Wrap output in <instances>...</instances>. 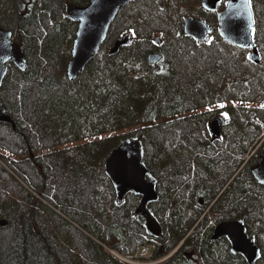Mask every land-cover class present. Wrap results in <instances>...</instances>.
Wrapping results in <instances>:
<instances>
[{"label":"trees","instance_id":"trees-1","mask_svg":"<svg viewBox=\"0 0 264 264\" xmlns=\"http://www.w3.org/2000/svg\"><path fill=\"white\" fill-rule=\"evenodd\" d=\"M88 2L0 0V26L15 27L27 65L20 71L10 63L0 89L12 121L0 124V220L7 222L0 228L10 233L0 264H126L109 252L116 249L157 260L191 231L200 241L194 229L200 215L206 223L245 215L247 225L257 226L264 264V186L252 180L253 165L242 170L253 148L264 146V0H251L259 65L248 50L225 42L216 23L207 42L184 35L186 17L210 23L201 0H132L92 61L69 81L76 24L66 4ZM127 34L130 43L110 56ZM152 52L162 55L158 72L146 60ZM225 103L230 107H213ZM215 117L226 119L217 140L208 131ZM127 139L140 142L157 183L159 199L149 211L161 226L158 236L134 214L140 198L129 193L117 205L104 174L106 158ZM207 232L205 261L237 264L224 240L210 242ZM146 244L151 256H138ZM156 264L193 262L180 250Z\"/></svg>","mask_w":264,"mask_h":264},{"label":"water","instance_id":"water-1","mask_svg":"<svg viewBox=\"0 0 264 264\" xmlns=\"http://www.w3.org/2000/svg\"><path fill=\"white\" fill-rule=\"evenodd\" d=\"M132 0H89L85 6L66 4V17L76 24V32L72 43L71 59L67 65V77L74 81L81 74L98 53L101 45L107 38L110 26L118 13ZM220 0H201V6L209 12L216 10ZM254 16L250 0H229L223 11L218 15V31L222 39L241 49L250 50L249 61L260 64V56L254 41ZM183 33L195 41L209 40L211 27L203 20L185 18ZM159 44L161 39L154 38ZM130 43L127 34L112 45L109 55H115L120 48ZM146 60L154 65L155 72L159 71L158 63L162 55L158 52L149 53ZM12 63L18 70L26 71L27 65L24 54L19 45L13 40L12 33L0 26V89L8 74V65ZM11 118L0 99V124L11 123ZM14 127V124H12ZM224 126L222 117H215L209 124V132L217 140ZM143 149L140 142L127 139L114 148L106 158L103 168L104 174L110 181L117 205H121L127 193L141 197L134 214L145 220L150 235L158 236L161 226L156 218L148 211L147 206L156 203L159 199L157 183L143 163ZM255 181L264 185V146L261 148L257 164L250 169ZM7 222L0 220V226L5 227ZM226 237L231 243V251L245 257L246 264H255L259 259V249L253 239L248 240L245 228L241 221L222 223L215 228L214 239Z\"/></svg>","mask_w":264,"mask_h":264},{"label":"flooded vegetation","instance_id":"flooded-vegetation-1","mask_svg":"<svg viewBox=\"0 0 264 264\" xmlns=\"http://www.w3.org/2000/svg\"><path fill=\"white\" fill-rule=\"evenodd\" d=\"M227 2L228 1H226V3ZM226 3H225V5H226ZM221 4H222V0H221V2L219 4L220 7L218 5L217 11H215V12H207V16L209 17V21H210V23L207 21V25L208 26H213L214 21L217 24L218 14L225 7L224 6L223 8H221ZM253 16H254V13H253ZM254 20H255V17H254ZM231 106H234V105L231 104ZM213 107L214 108L217 107L216 109H218V108H228V107H230V105L228 103H225V104H217V105H214ZM225 122H226V119H225ZM252 155L253 156H252V158L250 159L249 162H245V163L242 164V170L244 169V167L246 165H253V166H255L257 164V162L259 160V157H260V150H259V152L257 154L254 155V153H253ZM253 166H251V168ZM250 174H251V172H250ZM251 178H252V180L254 182H256L255 179L252 177V175H251ZM256 184H258V183L256 182ZM258 185H260V184H258ZM261 186H264V185H261ZM128 195H129V193L126 194V198L127 199H128ZM135 196H138V195H135ZM138 197L140 198L139 199V202H140L141 197L140 196H138ZM199 202L200 203H199V205L197 207L203 209V207L206 205V200H200ZM151 205L152 204H150V205L147 206L148 211L151 209ZM210 206H211V204H210ZM203 217L204 216L200 215L199 218H198V220L196 221V223L194 225V229H197L198 234H200V241L197 240V242H196L195 238L192 237V235H191V232H192L191 231L190 233H188L187 235H185L179 241V243L175 247V249L173 251H170L166 257H163V258H160V259H157V260H147L146 261L147 263H145V264L162 263L166 259H169L172 256H174L180 250H183V255L188 260L192 261L193 264H211L210 261L207 262L203 258V253H204V251H203V245H204V239L206 237V234H205V230L206 229L209 230V232H207L208 233V236H209L208 241L213 242V241H216V240H224V245H226L225 249L232 256V259L234 260V262H237V264H246L245 257L242 254H240V253L236 254V253H233L231 251V243H230V241L226 237H218L216 239L213 238L214 237L213 232H214V229L217 226H219L222 223H229V222H235V221H241L243 223L244 228H245V234L247 235L248 240L253 239L255 241V245L259 249V259L256 261L255 264H259V261L261 260V257L263 256V250H261V248H260V246H259V244H258V242L256 240L257 239V236L259 237V235H258L259 232L254 231L255 229L253 230V228H256L257 227L255 224H251L250 223L249 225H247V223L245 221V215H243L241 218H231V219H225V220H222L220 218L219 219H209L208 223L202 222L203 219H205V217L204 218ZM117 243H118V241L115 240L114 243H113V245L114 244H117ZM118 246H119V244H118ZM149 251H151V246L146 244V246L144 247V253L142 254V256L147 255ZM115 252H117L119 254H122L119 251H117V249L115 250ZM148 256H151V255L148 254ZM114 258L117 259L116 257H114ZM143 261H145V260H143Z\"/></svg>","mask_w":264,"mask_h":264},{"label":"rangeland","instance_id":"rangeland-1","mask_svg":"<svg viewBox=\"0 0 264 264\" xmlns=\"http://www.w3.org/2000/svg\"><path fill=\"white\" fill-rule=\"evenodd\" d=\"M71 4H73V3H71ZM203 10L206 12V15H207V12L208 11H206L204 8H203ZM207 18H209L208 16H207ZM201 20H203L205 23H207V20L206 19H201ZM214 23H216L215 21H214ZM213 23V24H214ZM218 25V21H217V24H216V26ZM23 27V26H22ZM3 28V27H2ZM5 30H8V31H10L11 33H14V32H16V30H14V32H13V29H15V27L14 26H12V27H10V28H4ZM15 34V33H14ZM12 37H13V34H12ZM159 37H161V36H159ZM130 39H131V37H130ZM161 39V38H160ZM255 40V39H254ZM161 41H162V39H161ZM258 52H259V50H258ZM259 56H260V53H259ZM260 58H261V56H260ZM253 64V63H252ZM253 65H255V64H253ZM0 134H5V131H4V129H0ZM260 146V143H258L254 148H253V152L258 148ZM262 146V145H261ZM262 148V147H261ZM261 148H260V150H261ZM0 164L1 165H3L2 164V160H1V158H0ZM7 169V168H6ZM8 170V169H7ZM240 170V169H239ZM10 173H11V171H10ZM12 174V173H11ZM50 228H51V230L55 233L56 231H55V229H54V227L52 226V225H50ZM10 237V233H9V231L8 230H6L5 228H0V245H2V243H6V241H8V238ZM111 254H112V256L113 257H116L117 259H122V261H124V262H126L127 264H145V263H147L146 261H143V260H140V259H138V258H136L135 256H134V258H131L130 256H125V255H123V254H119V253H116V252H114L113 250L111 251H109ZM127 261H129V262H127Z\"/></svg>","mask_w":264,"mask_h":264},{"label":"clouds","instance_id":"clouds-1","mask_svg":"<svg viewBox=\"0 0 264 264\" xmlns=\"http://www.w3.org/2000/svg\"><path fill=\"white\" fill-rule=\"evenodd\" d=\"M122 261V260H121ZM122 262H124V261H122ZM127 262H129V261H127ZM124 263H126V262H124ZM127 264V263H126Z\"/></svg>","mask_w":264,"mask_h":264}]
</instances>
